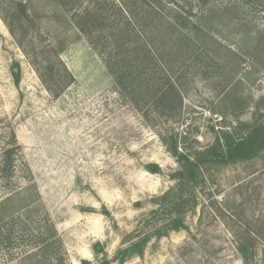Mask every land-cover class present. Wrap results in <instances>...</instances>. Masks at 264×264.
Listing matches in <instances>:
<instances>
[{
    "label": "rangeland",
    "instance_id": "rangeland-1",
    "mask_svg": "<svg viewBox=\"0 0 264 264\" xmlns=\"http://www.w3.org/2000/svg\"><path fill=\"white\" fill-rule=\"evenodd\" d=\"M63 1L74 9L0 0V155L13 132L22 145L14 186L0 178V264H264L261 241L245 263L236 236L264 238V0H148L143 39L150 15L189 38L159 53L183 96L173 115L146 76L140 106L116 84L78 27L96 3ZM55 53L75 77L57 98L32 64L60 69ZM175 139L211 158L243 152L180 183Z\"/></svg>",
    "mask_w": 264,
    "mask_h": 264
},
{
    "label": "trees",
    "instance_id": "trees-1",
    "mask_svg": "<svg viewBox=\"0 0 264 264\" xmlns=\"http://www.w3.org/2000/svg\"><path fill=\"white\" fill-rule=\"evenodd\" d=\"M59 1L66 11L74 9L63 0ZM92 2L96 3L95 10L91 12L86 9V14L82 16L89 17L91 22L88 24L78 21V27L102 56L116 84L132 98L137 106H140L139 93L142 92L141 89L144 86L142 78L146 76V91L152 102L166 104V109H163V112L173 115L182 107L183 96L173 79L174 67H172L171 61L169 63L166 61V65H164L159 58V53L163 50L170 53L174 50L187 52L188 45L178 44V42L181 38H185L188 42V35L179 32V35L177 34V37L174 38L172 34L175 31L169 27L167 28L168 31L164 28V31L161 32L162 28L157 26L159 19L155 15H150L147 21L152 35L149 39H143V32L138 25L142 21L141 13H151L152 5L148 0H111V6L101 3L100 0H92ZM146 3H148L147 7L145 6ZM22 10L26 14L25 9ZM74 14L73 16L80 15V13L76 14V11ZM188 44L190 45L189 42ZM144 52L145 57H141L140 55ZM55 55H57L58 63L61 64L60 69L55 68V64L50 58L40 61L37 54H35L32 64L47 90L57 98L75 81V77L64 61L58 57V54L55 53ZM160 71L163 72V79L155 80L156 75H160ZM17 81H19L18 77ZM21 149L22 145L13 132L12 139L6 143L0 155L1 184L7 188L6 190L14 186V176L17 172L18 161L21 160L22 156ZM169 150L179 162V168L174 177L180 183L188 182L193 185L198 182L205 164L212 161L228 163L240 157L239 151L243 152V149L237 148L230 151L226 157L211 158L203 149L194 151L181 149L176 139L170 145ZM148 167L153 172L160 170V167L154 163L149 164ZM194 199L195 197L190 196L185 200L190 202ZM180 224H182L181 221H178L174 228L179 229L182 226ZM261 234L236 233L239 238L237 248L245 263H249V260L256 254L255 241L258 242V240L262 244L261 261H264V238Z\"/></svg>",
    "mask_w": 264,
    "mask_h": 264
},
{
    "label": "water",
    "instance_id": "water-1",
    "mask_svg": "<svg viewBox=\"0 0 264 264\" xmlns=\"http://www.w3.org/2000/svg\"><path fill=\"white\" fill-rule=\"evenodd\" d=\"M101 247V246H100Z\"/></svg>",
    "mask_w": 264,
    "mask_h": 264
}]
</instances>
